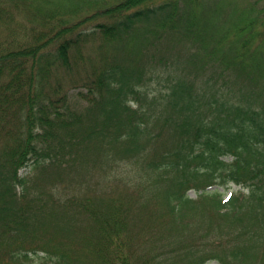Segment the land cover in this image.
I'll return each mask as SVG.
<instances>
[{
    "label": "trees",
    "instance_id": "trees-1",
    "mask_svg": "<svg viewBox=\"0 0 264 264\" xmlns=\"http://www.w3.org/2000/svg\"><path fill=\"white\" fill-rule=\"evenodd\" d=\"M215 1L0 0V264H264V1Z\"/></svg>",
    "mask_w": 264,
    "mask_h": 264
},
{
    "label": "rangeland",
    "instance_id": "rangeland-1",
    "mask_svg": "<svg viewBox=\"0 0 264 264\" xmlns=\"http://www.w3.org/2000/svg\"><path fill=\"white\" fill-rule=\"evenodd\" d=\"M88 3H90L92 0H86ZM110 2H117L118 0H108ZM264 1V0H263ZM241 3L243 1H240ZM258 3V2H257ZM259 5L263 4L264 2H260L259 1ZM72 6H74V3H71ZM220 5V1L217 0L214 2L213 6L212 7H207L205 8L207 11L209 12H215L217 11V7ZM221 6V5H220ZM225 17V14H224V11H222V13L219 15V16H216L215 19H218L220 18L221 20ZM79 68H81V65L78 66ZM62 76L57 78V79H51V83L52 84H59V85H63L65 89H67V94H74L76 93L77 91H83L85 90L84 88V80L87 79V76L86 77H83L82 74H79L75 71H70V72H61ZM73 85H75L74 87H72ZM68 98L70 101L73 100L72 96L68 95ZM77 99V98H75ZM127 168H129L131 170L132 173H136V170H134V168L130 165H127ZM126 181L128 183H137V180H135V178L133 177H128L126 179ZM117 180H116V177H113L112 180H107L103 183V187H105L106 189L108 190H115V191H119L118 187H117ZM217 191L219 193L222 194V198L223 199H226L232 192H237L239 190V187L235 186V185H231L229 188H222V187H219V188H216ZM188 196L190 198H193L195 199L196 198V193L194 190H189L187 192ZM113 198H117V197H113ZM209 264H215L214 261H211Z\"/></svg>",
    "mask_w": 264,
    "mask_h": 264
}]
</instances>
